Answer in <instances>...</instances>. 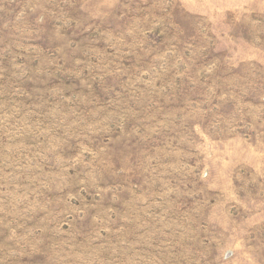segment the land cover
I'll list each match as a JSON object with an SVG mask.
<instances>
[{
  "label": "rangeland",
  "instance_id": "1",
  "mask_svg": "<svg viewBox=\"0 0 264 264\" xmlns=\"http://www.w3.org/2000/svg\"><path fill=\"white\" fill-rule=\"evenodd\" d=\"M0 264H264V0H0Z\"/></svg>",
  "mask_w": 264,
  "mask_h": 264
}]
</instances>
